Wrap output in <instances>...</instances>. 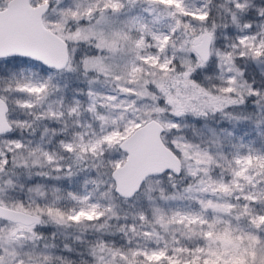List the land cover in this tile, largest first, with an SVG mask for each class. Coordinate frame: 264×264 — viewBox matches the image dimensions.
I'll return each mask as SVG.
<instances>
[{
  "label": "snow or ice",
  "instance_id": "obj_1",
  "mask_svg": "<svg viewBox=\"0 0 264 264\" xmlns=\"http://www.w3.org/2000/svg\"><path fill=\"white\" fill-rule=\"evenodd\" d=\"M251 65L264 0H0V264H264Z\"/></svg>",
  "mask_w": 264,
  "mask_h": 264
},
{
  "label": "rangeland",
  "instance_id": "obj_2",
  "mask_svg": "<svg viewBox=\"0 0 264 264\" xmlns=\"http://www.w3.org/2000/svg\"><path fill=\"white\" fill-rule=\"evenodd\" d=\"M191 2H192V0H189V3H191ZM215 2L220 3V2H222V0H215ZM130 15H143L146 18L150 19V17H147L146 13H142L139 8L133 10V12L130 13ZM212 15L216 16V12L214 11L212 13ZM222 15H223V13H221V16ZM121 19H124V17H121ZM217 22L221 23L223 21L219 17H217ZM157 27H160V26H157ZM248 72H249L250 76H255L257 80H264V78L260 77V74H259L260 68L256 67L255 65H251L248 68ZM74 86L75 85H72V87H74ZM205 123L207 124V127H205ZM190 125H194V128L192 126L186 128L184 130L183 134L186 135L189 139L196 140V141H199V140L209 141V140H211L213 137L211 136V133L208 130L209 128L216 129L218 135L220 134L221 128H228L230 131H234L237 137L243 136L245 143H247L250 139L255 138V132L252 131L251 129H247V128L239 126V125H237L235 128H233L226 121L220 122L219 116L214 117V118L208 120L207 122H203V121L198 122L196 120H192V121H190ZM245 131H248L250 134L244 135ZM221 140L225 144V151H229L230 148L228 147V144H229L228 138L221 136ZM232 142H236V141L233 139ZM78 184H79V180H77L74 183V187L78 186ZM69 239H71V238H69ZM58 243H60L61 247L63 246L62 240H60ZM73 258H75V257H73Z\"/></svg>",
  "mask_w": 264,
  "mask_h": 264
},
{
  "label": "trees",
  "instance_id": "obj_3",
  "mask_svg": "<svg viewBox=\"0 0 264 264\" xmlns=\"http://www.w3.org/2000/svg\"><path fill=\"white\" fill-rule=\"evenodd\" d=\"M62 242L63 243H69V244H72V240L71 239H68L67 241H64L63 238H61Z\"/></svg>",
  "mask_w": 264,
  "mask_h": 264
},
{
  "label": "water",
  "instance_id": "obj_4",
  "mask_svg": "<svg viewBox=\"0 0 264 264\" xmlns=\"http://www.w3.org/2000/svg\"><path fill=\"white\" fill-rule=\"evenodd\" d=\"M15 2V0H13V3Z\"/></svg>",
  "mask_w": 264,
  "mask_h": 264
}]
</instances>
